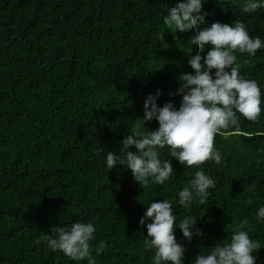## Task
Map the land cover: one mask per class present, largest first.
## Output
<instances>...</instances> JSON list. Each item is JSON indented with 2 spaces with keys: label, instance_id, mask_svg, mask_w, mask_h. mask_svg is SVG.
I'll use <instances>...</instances> for the list:
<instances>
[{
  "label": "trees",
  "instance_id": "16d2710c",
  "mask_svg": "<svg viewBox=\"0 0 264 264\" xmlns=\"http://www.w3.org/2000/svg\"><path fill=\"white\" fill-rule=\"evenodd\" d=\"M177 2L0 0V264H88L36 243L45 234L55 238L52 228L77 222L96 228L90 241L95 264H153L154 250L144 247L151 221L141 226L140 219L150 203L165 199L177 226L185 216L197 219L191 242L174 230L185 248L182 264L230 243L244 220L242 230L251 228L249 237L261 246L255 264H264V220L257 218L264 207V47L255 56L234 53L241 77L261 88V115L249 121L237 114L238 126L216 135L221 164L189 168L167 147L157 149L162 161L171 160L173 174L163 185L150 178L147 189L126 166H106L108 152L125 158L122 141L132 130L158 129L157 120L144 121L146 98L178 110L179 78L195 74L188 60L199 51L190 44L197 30L173 33L163 23ZM245 3L202 0L208 15L201 29L239 20L264 45V7L244 13ZM210 50L205 45L199 53L202 64ZM196 171L216 187L204 205L194 195L181 206L178 193Z\"/></svg>",
  "mask_w": 264,
  "mask_h": 264
},
{
  "label": "clouds",
  "instance_id": "9594fccd",
  "mask_svg": "<svg viewBox=\"0 0 264 264\" xmlns=\"http://www.w3.org/2000/svg\"><path fill=\"white\" fill-rule=\"evenodd\" d=\"M262 7L264 4L258 0H246L242 11L254 13ZM207 15L202 13V0H178L175 7L168 9L163 23L168 29H175L173 33L197 30L190 44L197 45L199 51L188 60L195 74H182L179 78L181 87L177 94L182 96V102L178 110L172 103L158 107L156 97L152 95L146 98L144 121L157 120L159 127L156 131L142 135L132 130L131 135L122 141L123 160L112 152L106 154L108 169H113L117 164L126 166L143 189L150 186V178L151 183L163 185L173 174L171 160L162 161L157 149L167 147L170 157L189 168L199 167L207 161L219 165L222 156L215 148L216 135L221 130L238 126L237 114L249 121H257L261 115V88L257 81L241 77L235 66L237 56L234 54L239 52L255 56L264 47L261 39L251 37L239 20L231 26L214 22L201 29ZM205 45H211V50L203 58L202 64L199 53L204 51ZM131 147L137 152L129 151ZM194 177L190 187L185 186L178 193L181 206L187 207L194 195L199 198V204L204 205L209 198V190L216 187L215 181L204 171H196ZM247 203L251 204L252 200L249 199ZM257 218L264 220V207L259 208ZM146 220L151 222L146 224L144 247L154 250L153 264H182L185 248L177 243L174 230L178 227L183 237L191 242L196 217L185 216L177 226L172 202L165 199L147 206L140 225L144 226ZM248 223V220H244L239 224L230 243L217 244L206 255L201 253L194 264H255L253 253L261 246L249 237L251 228L242 230ZM95 231L92 223L77 222L70 229L52 228L51 233L55 234V238L45 234L36 243L44 242L53 252L60 251L71 260L88 259V264H95L90 256V241ZM195 235H201L198 229ZM103 247L101 243L100 248Z\"/></svg>",
  "mask_w": 264,
  "mask_h": 264
}]
</instances>
